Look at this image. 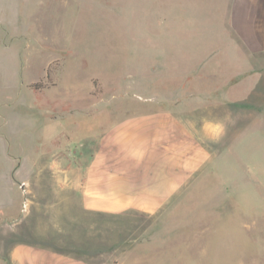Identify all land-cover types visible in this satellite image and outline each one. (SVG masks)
Wrapping results in <instances>:
<instances>
[{"label": "rangeland", "instance_id": "1", "mask_svg": "<svg viewBox=\"0 0 264 264\" xmlns=\"http://www.w3.org/2000/svg\"><path fill=\"white\" fill-rule=\"evenodd\" d=\"M14 3L0 264H264V49L229 0Z\"/></svg>", "mask_w": 264, "mask_h": 264}, {"label": "crops", "instance_id": "2", "mask_svg": "<svg viewBox=\"0 0 264 264\" xmlns=\"http://www.w3.org/2000/svg\"><path fill=\"white\" fill-rule=\"evenodd\" d=\"M229 3V10L226 11L227 24L237 36L243 50L256 56V52L264 49V39L260 37L264 35V0H229ZM14 10V0H0V22L12 23L14 18L11 15ZM253 126L257 127L256 124ZM23 261L24 258H20L19 263Z\"/></svg>", "mask_w": 264, "mask_h": 264}]
</instances>
